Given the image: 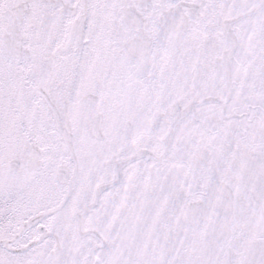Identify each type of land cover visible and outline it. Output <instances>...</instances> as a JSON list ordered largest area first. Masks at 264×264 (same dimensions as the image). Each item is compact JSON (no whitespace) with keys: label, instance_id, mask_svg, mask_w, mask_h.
I'll return each instance as SVG.
<instances>
[{"label":"snow or ice","instance_id":"obj_1","mask_svg":"<svg viewBox=\"0 0 264 264\" xmlns=\"http://www.w3.org/2000/svg\"><path fill=\"white\" fill-rule=\"evenodd\" d=\"M0 264H264V0H0Z\"/></svg>","mask_w":264,"mask_h":264}]
</instances>
